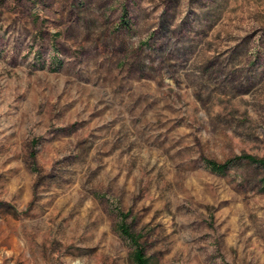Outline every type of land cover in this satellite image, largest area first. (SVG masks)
Returning <instances> with one entry per match:
<instances>
[{
  "label": "rangeland",
  "instance_id": "obj_1",
  "mask_svg": "<svg viewBox=\"0 0 264 264\" xmlns=\"http://www.w3.org/2000/svg\"><path fill=\"white\" fill-rule=\"evenodd\" d=\"M264 0H0V264H264Z\"/></svg>",
  "mask_w": 264,
  "mask_h": 264
},
{
  "label": "trees",
  "instance_id": "obj_2",
  "mask_svg": "<svg viewBox=\"0 0 264 264\" xmlns=\"http://www.w3.org/2000/svg\"><path fill=\"white\" fill-rule=\"evenodd\" d=\"M247 159L252 163L264 166V158H259L251 154H244L235 159L225 162H218L214 159H205L207 166L215 172H225L233 165L235 160ZM118 215L117 230L131 245L130 260L132 264H157L153 257L148 254L146 244L143 241L144 234L138 232L129 222L132 216L130 211H124L120 207L116 208Z\"/></svg>",
  "mask_w": 264,
  "mask_h": 264
}]
</instances>
